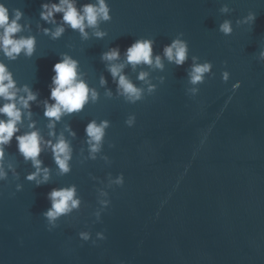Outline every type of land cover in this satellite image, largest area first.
Here are the masks:
<instances>
[{
	"label": "water",
	"instance_id": "obj_1",
	"mask_svg": "<svg viewBox=\"0 0 264 264\" xmlns=\"http://www.w3.org/2000/svg\"><path fill=\"white\" fill-rule=\"evenodd\" d=\"M3 2L24 13L17 36L36 39L31 56L22 51L9 58L0 50L17 87L38 93L17 135L34 122L45 140L54 143L63 134L72 153L63 173L44 147L39 159L49 178L37 186L27 179L36 168L15 137L4 146L0 264H264V0H107L111 19L88 28L86 38L67 24L58 38L45 33L63 23V14H55L56 23L43 20L41 5L59 0ZM95 2L77 0L78 6ZM251 11L257 13L252 26L236 23ZM226 19L233 22L231 35L219 30ZM176 38L189 43L182 66L163 57ZM139 39L154 41L162 69L126 61V49ZM116 46L119 60L102 58ZM64 54L79 62L97 97L49 128L45 101L54 102L52 68ZM193 57L212 64L199 85L189 82ZM113 63L125 65L122 74L142 90V99L131 102L121 93L109 70ZM236 81L242 84L234 90ZM93 120L108 121L94 155L85 132ZM121 173L123 186L115 183ZM70 186L80 204L53 227L43 215L51 207L47 194ZM81 232L92 239L81 240ZM99 232L106 239L98 240Z\"/></svg>",
	"mask_w": 264,
	"mask_h": 264
},
{
	"label": "clouds",
	"instance_id": "obj_2",
	"mask_svg": "<svg viewBox=\"0 0 264 264\" xmlns=\"http://www.w3.org/2000/svg\"><path fill=\"white\" fill-rule=\"evenodd\" d=\"M40 13L43 20L51 23H56L55 14L62 13L63 23L58 25L55 31L45 28V33L51 32L54 38L60 37L64 31V24H67L72 29H78L82 36H88V28H96L99 21L111 19V6L107 0H96L95 3H88L78 6L77 0H59L58 3H44L41 5ZM228 11L227 6L223 9ZM24 13L20 9H10L7 4L0 0V50L9 58H15L22 51L25 55L31 56L35 51L36 39L34 36H17L23 30V25L20 23ZM257 13L251 11L243 20H237L236 23H245L252 26L256 20ZM219 30L225 35L233 33V22L230 19L224 20L219 25ZM98 37L105 35L102 31L95 33ZM154 41L151 39H139L133 41L126 49V61L133 65L137 64H154L158 68H163L161 55L157 54L153 57ZM261 58H264V48L259 51ZM121 56V50L118 46L103 54V59L107 61H117ZM163 57H166L169 62H174L177 66H182L189 58V43L187 40L176 38L163 49ZM193 64L189 72V82L192 85L202 84L205 80V74L212 70L211 62L196 63V57H193ZM123 63H113L109 65V70L114 78L118 77V88L121 93L131 102H136L142 99V90L135 86L125 75L122 74L124 68ZM52 71V86L50 90V101H45L44 115L49 118V128H54L56 121L60 120L65 114L78 112L84 108L89 98L96 99L97 92L91 89L88 83L82 78L79 72V62L72 56L64 54L63 57L53 65ZM147 73L142 72L140 79H145ZM229 73L225 71L223 77L228 79ZM106 81H102L104 83ZM242 81H236L233 84V89H238ZM155 86L150 85L149 91L154 90ZM197 89L193 88L195 92ZM24 93V94H21ZM38 93L29 88L28 85L23 88L17 87V82L13 78L12 72L8 66L0 61V98H3L5 103L0 105V158L5 154L4 146L12 142L13 137L17 141L19 152L25 159H30L36 168V171L30 173L28 180H36L37 186L46 183L49 178V169L42 168V161L39 159L44 147H50L54 156V160L61 172L66 173L70 170L69 161L71 159L72 149L70 142L66 140L63 134L53 143L51 140H45L40 131L35 128V123L28 125L31 131L20 132V124L23 122L24 110L30 108V102L35 101ZM31 117V112L27 113ZM133 119H129L127 123L131 126ZM108 127V121L89 122L85 127V132L88 136L90 151L93 155L101 148L102 139L105 136V129ZM75 133H73L74 135ZM49 135H55L50 132ZM43 173L42 179H37ZM5 175L0 169V178ZM116 184L123 186L125 183L124 175L116 179ZM48 199L51 201V207L43 213L44 217L49 222V225L55 227L56 221L62 216L67 215L77 209L80 204V199L76 195L75 186L52 189L48 194ZM110 202L105 200L103 204L107 206ZM99 215V214H98ZM80 238L83 241L92 239L88 232H81ZM97 239H106L104 232L97 233ZM96 243V241H93Z\"/></svg>",
	"mask_w": 264,
	"mask_h": 264
}]
</instances>
